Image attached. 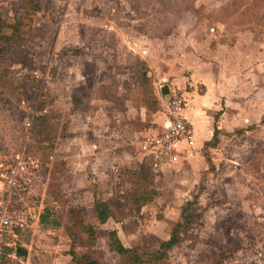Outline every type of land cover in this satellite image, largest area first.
Segmentation results:
<instances>
[{"label":"rangeland","instance_id":"1","mask_svg":"<svg viewBox=\"0 0 264 264\" xmlns=\"http://www.w3.org/2000/svg\"><path fill=\"white\" fill-rule=\"evenodd\" d=\"M164 85L212 140L150 170ZM21 154L0 264H134L112 231L149 264L195 196L157 264H264V0H0V165Z\"/></svg>","mask_w":264,"mask_h":264},{"label":"built area","instance_id":"2","mask_svg":"<svg viewBox=\"0 0 264 264\" xmlns=\"http://www.w3.org/2000/svg\"><path fill=\"white\" fill-rule=\"evenodd\" d=\"M185 107V97L171 91L164 103L166 124L144 144L145 152L152 160L153 169H161L164 165L177 161L181 155V148L192 144L193 126L186 116ZM24 159L21 154L13 163L0 165L2 168L0 172V255L5 249L14 245V241L9 240L17 238L16 231L24 226L23 222L16 220V215L11 213L8 206L11 198L16 195V191L21 188Z\"/></svg>","mask_w":264,"mask_h":264},{"label":"trees","instance_id":"3","mask_svg":"<svg viewBox=\"0 0 264 264\" xmlns=\"http://www.w3.org/2000/svg\"><path fill=\"white\" fill-rule=\"evenodd\" d=\"M216 133V131H215ZM210 143V142H209ZM197 196L194 197V201H189L185 204V206L182 208V222H179L175 225V227L172 230L171 236L169 240H166L161 243L159 249L151 254L149 256L151 257L149 264H157L158 260L164 259L166 256L167 251L172 249L174 246L180 243L182 239V234L189 229L190 225L197 220V218L200 217V214H197V210L194 208L195 203H197ZM95 207L97 211V216L99 219V222L101 224H105L109 219L113 218V212L110 208L109 204L107 202H104L98 198L95 199ZM88 231H91L92 236L95 235V228L89 227ZM110 245L114 251H116L120 255H128L127 257H131V262L134 264H140L143 263V259L138 252H135L129 248H126L119 237L117 236V233L115 231H112L110 233ZM17 254L20 256L26 255L27 251L22 248L17 249ZM87 264H96L93 261L86 262Z\"/></svg>","mask_w":264,"mask_h":264},{"label":"crops","instance_id":"4","mask_svg":"<svg viewBox=\"0 0 264 264\" xmlns=\"http://www.w3.org/2000/svg\"><path fill=\"white\" fill-rule=\"evenodd\" d=\"M170 92H171V89H170ZM199 101H201V100H199ZM187 107H188V103L186 100L185 112H186ZM189 110H190L189 114L192 117V120H195L196 127L194 126V123L192 122V120L188 118L191 121L192 126H193V142H192V144H190L188 146L187 145L183 146L181 148V154L185 153V156L187 155L186 158H189V155H191V156L193 155V152L191 151L193 146L196 148H201V147L205 146L206 144H208L212 140L208 136H205L206 134L204 131H206V128H205V123L203 122L204 120H202V111L200 109V103H197L196 101H194V105L191 107V109H188V111ZM162 112H163L164 119H163V122L161 123V125L159 126L158 130L156 131V133H158L161 130V128L167 122V115H166V111L164 108V104H163ZM156 133L151 134L146 139H149L151 136L155 135ZM144 153L146 155L145 166H147L150 170H152V168H153L152 167V160H151L150 156L147 154V152H145V150H144ZM182 157L183 156H179L177 161H175L173 163H169L168 165L181 163L183 161ZM168 165H164L163 167L168 166ZM163 167H161V169Z\"/></svg>","mask_w":264,"mask_h":264},{"label":"water","instance_id":"5","mask_svg":"<svg viewBox=\"0 0 264 264\" xmlns=\"http://www.w3.org/2000/svg\"><path fill=\"white\" fill-rule=\"evenodd\" d=\"M162 94H163L164 96H167V95L170 94V87H169L168 85H164V86L162 87Z\"/></svg>","mask_w":264,"mask_h":264}]
</instances>
